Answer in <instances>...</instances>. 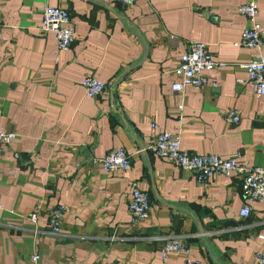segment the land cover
Returning <instances> with one entry per match:
<instances>
[{
  "label": "crops",
  "instance_id": "0c3cea01",
  "mask_svg": "<svg viewBox=\"0 0 264 264\" xmlns=\"http://www.w3.org/2000/svg\"><path fill=\"white\" fill-rule=\"evenodd\" d=\"M246 1L0 0V130L16 135L0 145V264H31L35 251L42 264H165L169 236L204 264H253L264 253V202L243 216L238 176L200 184L150 149L156 124L192 154L264 167V97L243 67L257 53L236 46L248 25L237 7ZM254 1L264 55V0ZM45 5L67 10L75 26V42L56 56L53 35L40 33ZM193 43L227 67L211 73L215 85L176 93L180 58ZM88 73L107 84L100 97L86 96ZM232 109L237 125L224 120ZM115 148L131 156L130 171L93 164ZM133 181L151 200L149 218L136 224ZM62 204L54 234L47 215ZM38 205L34 224L26 217ZM182 262L172 254L166 264Z\"/></svg>",
  "mask_w": 264,
  "mask_h": 264
},
{
  "label": "built area",
  "instance_id": "2783aa9c",
  "mask_svg": "<svg viewBox=\"0 0 264 264\" xmlns=\"http://www.w3.org/2000/svg\"><path fill=\"white\" fill-rule=\"evenodd\" d=\"M118 1L123 6H129L140 0ZM237 13L246 19L248 25L236 46L257 53L255 58L243 66L247 74L245 82L253 87L257 97H264V55L261 54L263 38L258 19L259 6L254 0H248L237 7ZM2 28L0 19V44L3 41ZM40 33L43 36L53 35L57 46L55 56L60 52L68 51L76 39L75 26L68 11L51 5L43 7ZM226 67L225 62L214 58L207 44L193 43L180 58L177 69L179 81L173 85L172 90L182 93L188 87L199 90L205 86L215 85L211 80V73ZM239 82L243 83V81ZM81 86L86 96L90 98L100 97L107 90V84L91 73L86 74ZM178 109L182 110L183 106H179ZM224 120L229 125H237L240 122V112L229 110L225 113ZM152 129L155 131L154 142L150 147L152 152L158 158L178 168L194 172L198 183L207 184L217 176H238L241 179L243 198L247 202L241 210L243 216L251 213L254 203L264 202V167L239 162L233 158H224L218 154H192L182 148L179 135L160 131L156 124H152ZM15 138L14 133L0 130V145L9 146ZM93 164L101 166L108 174H119L132 169L131 156L123 148H115L103 158L94 159ZM66 210L67 206L62 204L49 211L47 221L52 233H61ZM128 210L131 224L147 220L150 216V196L137 181L130 184ZM42 215L43 210L38 205L26 219L37 224ZM172 254L182 255V264H204L202 260L192 256L190 247L180 238L169 236L161 248V258L165 264ZM31 264H42L38 251L31 255ZM253 264H264L262 251L255 253Z\"/></svg>",
  "mask_w": 264,
  "mask_h": 264
},
{
  "label": "water",
  "instance_id": "95a60500",
  "mask_svg": "<svg viewBox=\"0 0 264 264\" xmlns=\"http://www.w3.org/2000/svg\"><path fill=\"white\" fill-rule=\"evenodd\" d=\"M114 112L116 113V114H118V115H120L121 114V112L119 111V109H116V107L114 108ZM120 117H121V115H120ZM123 122L126 124V122L123 120Z\"/></svg>",
  "mask_w": 264,
  "mask_h": 264
}]
</instances>
